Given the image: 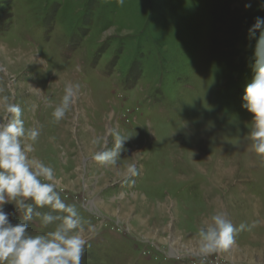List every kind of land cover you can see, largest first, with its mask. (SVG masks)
I'll use <instances>...</instances> for the list:
<instances>
[{
	"label": "rangeland",
	"instance_id": "obj_1",
	"mask_svg": "<svg viewBox=\"0 0 264 264\" xmlns=\"http://www.w3.org/2000/svg\"><path fill=\"white\" fill-rule=\"evenodd\" d=\"M259 4L0 0V99L38 129L30 156L54 169L83 235L97 228L82 264H264V158L245 139L253 114L242 107ZM69 82L80 88L57 122ZM116 133L131 136L126 150L102 165L93 157ZM27 203L31 234L59 223L44 226L43 213H58ZM218 210L233 243L202 253L201 222Z\"/></svg>",
	"mask_w": 264,
	"mask_h": 264
},
{
	"label": "clouds",
	"instance_id": "obj_2",
	"mask_svg": "<svg viewBox=\"0 0 264 264\" xmlns=\"http://www.w3.org/2000/svg\"><path fill=\"white\" fill-rule=\"evenodd\" d=\"M119 3L122 4L123 0ZM251 7V3L245 4L246 9ZM259 8L264 10V0H260ZM247 39H255L256 43L254 75L242 97V107L253 114L245 139L251 142V150L264 158V17L254 18V23L247 30ZM39 63L47 64L43 59ZM79 88V84L71 82L65 85L62 100L52 111L55 121L64 118ZM0 108L4 112L0 116V264H82L85 247L97 228L90 226V235H83L84 228L76 208L61 199V182L54 169L30 156L40 133L36 127H25L21 107L3 97ZM146 127L151 130L150 125ZM130 137L116 133L114 146L108 149L106 142L93 158L102 165L116 164ZM129 171L133 169L129 168ZM27 201L40 208L47 206L58 213L45 212L42 216L36 213L41 216L44 226L59 221L53 230L36 235L29 232L25 221L33 217V204ZM7 205H12L13 211L21 210L23 221L13 223V211H7ZM235 231L227 211H216L201 222L200 251L211 253L228 248L233 243Z\"/></svg>",
	"mask_w": 264,
	"mask_h": 264
}]
</instances>
